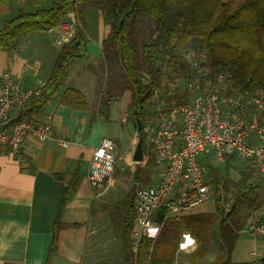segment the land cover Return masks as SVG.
<instances>
[{
	"label": "trees",
	"instance_id": "16d2710c",
	"mask_svg": "<svg viewBox=\"0 0 264 264\" xmlns=\"http://www.w3.org/2000/svg\"><path fill=\"white\" fill-rule=\"evenodd\" d=\"M26 1L39 7L46 0H0V10L4 6ZM87 7L100 9L104 22L110 28L102 51L104 64L111 73L103 91L107 95H103V106L106 99L111 101L126 92L131 93L128 108L143 140L144 154L148 157L143 168H136L133 187L153 184L158 168L155 152L152 145L146 142L144 130L138 131L137 118L143 125L149 116L153 117L151 111L160 102L173 100L174 97H170L153 102L152 97L163 85L168 90L171 83L183 80L189 74L191 67L185 61V51H204L207 55L204 67L210 76L224 73L237 85L264 88V0H54L48 8H38L35 12L20 9L0 29V49L15 52L32 33L48 32L65 21L70 13H75L77 19L75 35L62 45L50 78L41 92L18 112V118L31 119L41 114L47 103L59 94H62V104L74 109H89L87 96L81 90L64 88L72 63L87 54L83 50L88 41L87 23L83 16V9ZM181 97L179 93L178 104L183 103ZM99 113H102L100 109ZM237 162L235 155L227 156L222 165L225 173L209 164L213 183L216 186L223 184L225 191L235 194L237 199L227 216H223V209L217 205L224 249L218 264H264V256L257 261L246 262H235L231 258L240 236L239 206L242 202L256 201L264 191V178L251 162L239 172L238 181L230 177ZM134 196L135 193L122 203L134 202ZM130 208L128 214L131 213ZM168 215L167 209L159 211L155 220L163 227L161 234L155 239L143 238L137 253L129 244L134 228V215L132 218L129 215L125 231L126 264H173L176 243L163 234L165 224L172 219L171 215L165 219ZM204 219L201 217L203 222L196 225L203 231V237L207 234L208 224V220ZM59 224L58 221L47 264L56 252ZM195 224V221L190 223Z\"/></svg>",
	"mask_w": 264,
	"mask_h": 264
},
{
	"label": "crops",
	"instance_id": "0c3cea01",
	"mask_svg": "<svg viewBox=\"0 0 264 264\" xmlns=\"http://www.w3.org/2000/svg\"><path fill=\"white\" fill-rule=\"evenodd\" d=\"M14 13L11 5L1 8L0 29L8 24ZM73 16V13L69 14L65 21H70ZM46 34L49 33L31 34L15 52L0 49V93L2 78L6 73L18 79L24 89L44 87L65 43L58 34L52 36L55 40L52 46L46 41ZM107 36L97 43L92 59V50L86 44L83 48L86 56L72 63L64 86L65 89L75 87L81 90L87 96L89 109H74L62 104V94H59L47 103L41 114L34 117L39 122L51 123V139L44 143L30 140L23 149L22 161L7 147H0V264H47L58 221L57 248L49 264H100L103 255L111 254L102 251L106 247L103 245L106 240H120L118 250L125 252L126 226L135 208L134 202L126 205L122 202L134 195V173L136 168L146 165L148 157L144 154L143 162H136L133 158L140 137L133 129L135 121L128 108L131 93L126 92L111 101L106 99L103 106L105 90L94 86V75L86 71L93 70L90 65L92 61L101 59ZM29 45L32 52L24 51L30 48L27 47ZM88 64L90 66H86ZM99 109L102 113H99ZM103 138L116 141L117 162L107 189L101 193L90 186L87 172L93 152ZM58 140L67 141L68 146H62ZM119 176H126V181L132 180L133 183L126 187ZM158 177L154 178L153 184ZM171 217L178 218L177 222L181 224L175 236L168 234L176 243L173 264H205L198 262L200 257L215 256V248L220 250L215 260L218 262L224 254L219 222L214 243L211 240L212 243L209 240L205 242L203 231L196 226L203 222L201 217L211 225L212 216L205 208ZM192 221L196 223L194 226L190 225ZM155 223L159 225L156 220ZM159 227L156 238L163 230L161 225ZM242 232V225H239V233ZM187 234L192 240L188 251L190 254L179 247L183 235ZM204 260L206 262L207 259Z\"/></svg>",
	"mask_w": 264,
	"mask_h": 264
},
{
	"label": "built area",
	"instance_id": "2783aa9c",
	"mask_svg": "<svg viewBox=\"0 0 264 264\" xmlns=\"http://www.w3.org/2000/svg\"><path fill=\"white\" fill-rule=\"evenodd\" d=\"M73 14L70 21L61 22L48 33H64L73 39L77 23ZM68 38L62 40L67 43L71 40ZM184 57L191 67L189 74L171 83L168 90L163 85L152 97L153 102L170 97L173 100L160 102L151 111L153 117L143 123L146 142L153 147L161 174L155 184L136 187L134 228L129 242L134 253L143 238H156L160 227L154 218L162 208L169 215H179L214 203L223 209V216L231 213L237 199L235 194L225 191L223 184L213 183L209 164L214 161L223 165L227 156L235 155L238 160L253 163L264 178V88L237 85L224 73L210 76L204 67L207 62L204 51L189 49ZM39 92L41 88L24 89L10 73L2 78L0 147H7L20 161L30 140L44 143L52 138L51 123L17 117ZM179 93L181 104L177 103ZM58 141L68 146L67 141ZM116 150L115 140L103 138L89 162V184L101 193L115 171ZM260 204L244 230L255 238L264 237V201ZM191 243L189 235H183L179 247L186 250Z\"/></svg>",
	"mask_w": 264,
	"mask_h": 264
},
{
	"label": "rangeland",
	"instance_id": "374dc122",
	"mask_svg": "<svg viewBox=\"0 0 264 264\" xmlns=\"http://www.w3.org/2000/svg\"><path fill=\"white\" fill-rule=\"evenodd\" d=\"M53 1L54 0H46L45 3L39 7L34 6L30 1H26L23 3L12 4L11 8L15 12L14 14L17 15L18 10H20V8L25 9L29 12H35L34 10H37L38 8H48L49 6H51ZM83 11H84L83 16H84L85 21L87 23V34H88L87 43L89 46V50H92V51H90V52H92L91 53V55H92L91 59H92L95 57V56L93 57V50L97 49V46H98L97 43H100L103 40V38L105 36H107L108 31H109V26L104 22L103 14H102L100 9L87 7V8H84ZM14 14L10 17V19H12L16 16ZM66 22H68V21H66ZM46 35H47L46 41L48 42V44H52V46H53V42H55V40L52 38V36H56L58 34H46ZM61 36L63 37V39H66L68 37H69L68 39H72L71 36L64 34V33H62ZM27 47H30V48H25L24 51L32 52V48H31L32 46L29 45ZM54 47L56 49L58 48V46H54ZM104 63H105L104 59H103V57H101V59H96L95 61L91 62L90 65L93 67V70L92 69L86 70L91 75L92 74L94 75V77H95L94 86L99 88V90H100V88L105 90V88L107 86V81H109V79L111 77V73H109L108 68L106 67V64H104ZM90 65L88 64L86 66H90ZM134 124H135V122H134ZM133 129H136L135 126ZM247 164H248L247 161L238 160L235 169H232L230 172V177L234 180H239L240 173L242 170H244L247 167ZM212 165L220 168L222 173H225L222 165L217 164L215 161ZM159 174H161L160 167L158 169H156V171H155V178L158 177ZM119 177L121 178L122 182H124L126 184V187H130L131 184L133 183L132 180L126 181V176H119ZM263 201H264V191L262 192V195L256 201H253L251 203H243V202H242V204L240 203L241 205L239 206L240 210H239V213L237 215V218L239 221V225L240 226L242 225V231L243 232L240 233V236L238 238L236 246L232 252L231 258L235 262L257 261L262 256H264V237L263 238H255V237L251 236L250 234H248L246 231H244L246 224L249 220V217L257 208L260 207L259 205H261L260 203H262ZM199 208H202L203 210L205 208V210H207L209 212V215L212 216V218H211L212 221L210 223L211 225H209V224L207 225V227L209 228V231H207V234L205 233V239H206L205 242H207V240H209V242L212 241L214 243V240H216V237L214 236V234L217 231V224H218L219 219H220V213H219L218 207L214 203H209L206 205H202ZM171 216L175 217L177 215H171ZM177 219L172 218L171 220H169L165 224V230L163 233L164 235L168 236V234H170L172 236H175L180 231V225L181 224L177 222L178 221ZM208 228H207V230H208ZM209 238H211V239H209ZM120 242H121L120 240L119 241L118 240H114V241L106 240L103 242V245H105L106 247L104 249H102V251L106 252V253H111V254L103 255L101 257L100 262H99L100 264H122L125 261L126 252L123 251L122 253H120L122 250L121 251L118 250L119 246L121 245ZM190 248H191V246H190ZM190 248H188L184 251H187L186 253L190 254L191 252H188V251H190ZM116 250H117V253H116ZM214 251L215 252L217 251V254H219V252H220V250H218L216 248L214 249ZM217 254L215 256L214 255H208L206 257H203L198 262H201V263L204 262L205 264H209V263L218 264V262L215 261L217 259L216 258ZM186 256H188V255H186ZM205 258L207 259L206 262L204 260ZM191 264H195V263L193 262Z\"/></svg>",
	"mask_w": 264,
	"mask_h": 264
},
{
	"label": "water",
	"instance_id": "95a60500",
	"mask_svg": "<svg viewBox=\"0 0 264 264\" xmlns=\"http://www.w3.org/2000/svg\"><path fill=\"white\" fill-rule=\"evenodd\" d=\"M137 126H138V131H142L144 129L140 118H137ZM133 158L136 162H143L144 161L145 156H144L143 140L142 139L139 140V142L136 146Z\"/></svg>",
	"mask_w": 264,
	"mask_h": 264
},
{
	"label": "bare ground",
	"instance_id": "6f19581e",
	"mask_svg": "<svg viewBox=\"0 0 264 264\" xmlns=\"http://www.w3.org/2000/svg\"><path fill=\"white\" fill-rule=\"evenodd\" d=\"M188 243H189V241H188Z\"/></svg>",
	"mask_w": 264,
	"mask_h": 264
}]
</instances>
